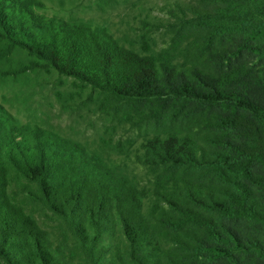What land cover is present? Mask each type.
<instances>
[{
  "label": "trees",
  "instance_id": "1",
  "mask_svg": "<svg viewBox=\"0 0 264 264\" xmlns=\"http://www.w3.org/2000/svg\"><path fill=\"white\" fill-rule=\"evenodd\" d=\"M34 2L0 0V45L101 126L83 142L0 104V264H264V0L176 3L125 38Z\"/></svg>",
  "mask_w": 264,
  "mask_h": 264
},
{
  "label": "rangeland",
  "instance_id": "2",
  "mask_svg": "<svg viewBox=\"0 0 264 264\" xmlns=\"http://www.w3.org/2000/svg\"><path fill=\"white\" fill-rule=\"evenodd\" d=\"M34 1L38 5L35 12L46 19L105 26L115 37L125 38L134 37L142 21H167V11L176 3L195 0ZM154 37L160 38V32ZM26 59L19 49L8 50L0 45V104L18 124L38 125L75 140L94 141L101 122L94 121L96 127L91 129V106L84 105L85 91L71 78L43 69H27V64L22 63ZM64 103L67 106H62Z\"/></svg>",
  "mask_w": 264,
  "mask_h": 264
}]
</instances>
